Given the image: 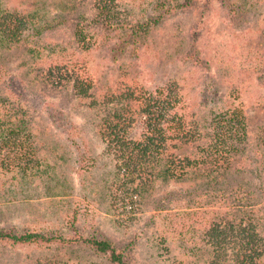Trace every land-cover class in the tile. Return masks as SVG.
Here are the masks:
<instances>
[{
  "label": "rangeland",
  "instance_id": "1",
  "mask_svg": "<svg viewBox=\"0 0 264 264\" xmlns=\"http://www.w3.org/2000/svg\"><path fill=\"white\" fill-rule=\"evenodd\" d=\"M96 2L108 23L96 16ZM182 4L0 0V12L50 24L0 46V230L48 240L0 242V264H110L81 244L88 237L109 241L128 264H240L237 226L246 224L255 234L254 264H264V0ZM163 86L192 141L163 150L175 175L159 176L157 162L139 195L120 200L99 128L128 108V93ZM233 108L245 139L242 153L226 158L211 119ZM8 122L23 130L6 136ZM133 124L127 133L136 137ZM212 226L222 234L214 246Z\"/></svg>",
  "mask_w": 264,
  "mask_h": 264
},
{
  "label": "trees",
  "instance_id": "2",
  "mask_svg": "<svg viewBox=\"0 0 264 264\" xmlns=\"http://www.w3.org/2000/svg\"><path fill=\"white\" fill-rule=\"evenodd\" d=\"M193 0H183L182 6H186ZM100 2L94 4L96 16L100 17L105 24L109 19L104 6ZM108 12V11H107ZM106 12V13H107ZM103 16V18H102ZM48 22L36 23L29 15L20 13L0 12V46L19 43L23 37L37 35L45 27H49ZM145 28V24L142 25ZM78 81L73 82V88L78 94L85 96L87 89ZM128 108L118 114H112L111 119L104 120L99 128L98 135L103 143V153L110 156L114 161V167L120 182L119 189L123 197L127 195L138 196L139 186H145L155 175L154 165L158 162L160 170L156 172L159 176L171 178L178 170L175 160L162 159L161 154L165 147L174 141L187 143L192 141L191 133L180 123V118H175L172 112L175 107L176 97L172 90L166 86L155 88L152 92H141L137 95L128 93L126 96ZM131 108L134 110L129 113ZM128 110V111H127ZM125 112V113H124ZM129 113V114H128ZM10 119V117H9ZM134 122L140 129L137 136H128V126ZM4 123L7 128L6 136L17 135L23 130V123ZM10 124V125H9ZM133 124V125H134ZM212 135L220 147V152L226 158L242 153V144L245 139V125L241 112L233 108L225 110L213 116L211 119ZM261 143L264 146V125L261 130ZM264 148V147H263ZM262 148V149H263ZM239 154V155H240ZM261 155V156H260ZM259 156V162H264V152ZM188 162V160H185ZM188 164V163H186ZM189 165V164H188ZM181 170V169H180ZM240 229V239L242 244L237 251L236 258L240 264H254L256 253V240L252 227L249 224ZM218 228L210 227L207 232L208 241L211 245H218L220 233ZM41 235L32 232L15 234L11 231L0 230V242L10 245L29 244L33 242L46 241ZM48 241V240H47ZM81 244L88 246L91 251L98 256L106 257L110 264H128L123 254L116 251L113 245L103 238L88 237L80 240ZM209 264H216L213 259Z\"/></svg>",
  "mask_w": 264,
  "mask_h": 264
}]
</instances>
